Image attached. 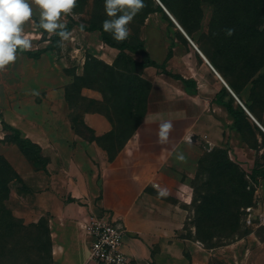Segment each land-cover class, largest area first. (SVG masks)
Segmentation results:
<instances>
[{
    "label": "rangeland",
    "instance_id": "1",
    "mask_svg": "<svg viewBox=\"0 0 264 264\" xmlns=\"http://www.w3.org/2000/svg\"><path fill=\"white\" fill-rule=\"evenodd\" d=\"M166 2L186 23L196 46L207 53L264 121V0ZM104 4L105 0H77L72 14L60 21L69 28L68 40L55 39V34L40 27V13L33 5L32 20L24 25L32 46L18 47L16 60L0 71V128L8 129L5 119H22V101L37 100L64 88L67 112L80 136L94 138V132L84 126L85 112H99L110 119L112 130L98 138L107 152L108 164L142 126L148 113L152 118L147 121L152 124L170 121L176 127L197 115L203 123L205 113H212L222 128L218 141L203 136L196 125L189 127L187 149L177 148L173 158L195 167L187 171L180 168L181 178L160 197L173 208L177 225L186 227L184 235L199 239L220 255L224 246L237 245L232 248L233 259L227 262L213 256L209 264H264V245L260 243L264 239V217L252 224L246 221L247 207L258 214L264 209L263 139L244 121L235 123L225 108L219 105L215 110L200 100L199 94H214L216 76L169 16L158 9L155 0H144L151 13L142 17L140 10L127 26L130 35L121 42L103 29V21L111 19ZM107 41L142 46L164 67L142 66L146 61L142 51L122 50ZM19 50L40 55L34 58ZM171 74L196 80L197 90L186 89ZM6 132L9 138L0 142H8L16 155H23L32 174L27 183L18 174L19 179L8 184L4 207L16 223L0 219V264H56L52 253L53 215H40V201L32 196V191L43 185L41 177L48 159L42 152L39 158L23 153L14 132ZM206 143H210L209 149ZM0 167L4 180L11 178L10 168L17 173L1 152ZM145 190L159 194L162 189L146 185ZM248 236L252 241H243Z\"/></svg>",
    "mask_w": 264,
    "mask_h": 264
},
{
    "label": "crops",
    "instance_id": "2",
    "mask_svg": "<svg viewBox=\"0 0 264 264\" xmlns=\"http://www.w3.org/2000/svg\"><path fill=\"white\" fill-rule=\"evenodd\" d=\"M197 53L216 76L214 94L198 96L208 106L218 110L219 105L214 102L216 94L227 86L233 93L234 90L208 56L202 53L227 86L198 50ZM27 100L22 101V119H5V122L19 129L23 137L38 144L42 155L48 159L45 174L41 177L43 185L35 188L32 196L40 201V215L48 212L53 215L52 253L56 264H95L90 260L83 225L88 215L107 213L104 211L122 219L126 228L124 251L139 264H209L213 256L227 262L233 259L232 248L237 245L224 246L220 255L218 250L206 248L199 239L184 235L186 227L177 225L176 214L170 204L159 194L145 190L146 185H157L154 187L169 192L181 178L180 168L187 171L188 167H195L191 162L188 165L186 160L180 162L173 158L177 148L183 151L187 149L185 136L189 127L196 125L203 136L218 141L222 128L212 113H205L203 123L200 122L201 115H197L193 119H186L181 127H176L177 124L173 126L170 121L152 124L147 121L152 118L148 113L142 126L107 164V152L98 141L85 139L76 132L67 112L64 88L51 91L37 100ZM254 119L250 117L251 127L262 139L255 124L264 132V121L262 125ZM83 122L96 137L105 135L113 128L110 119L99 112H85ZM165 124L170 125L166 139L160 136ZM7 134L0 128V140L5 139ZM0 152L27 183L32 171L23 155L22 158L16 155L12 145L8 142L4 145L2 141ZM141 178L143 182L138 181ZM259 214L264 217V209ZM250 238L248 236L243 241H252ZM262 241L263 246L264 239Z\"/></svg>",
    "mask_w": 264,
    "mask_h": 264
},
{
    "label": "clouds",
    "instance_id": "3",
    "mask_svg": "<svg viewBox=\"0 0 264 264\" xmlns=\"http://www.w3.org/2000/svg\"><path fill=\"white\" fill-rule=\"evenodd\" d=\"M76 3L77 0H0V71L16 60L18 47L31 48L24 25L32 20L33 5L40 13V27L50 34H58L62 40H68L71 33L64 30L65 25L60 21L72 14ZM145 6L144 0H105V12L111 19L103 21L104 31L111 33L114 40L124 41L130 35L127 26ZM169 128L170 125H163L162 138L166 139ZM179 159L183 160V156ZM159 195L167 193L161 190Z\"/></svg>",
    "mask_w": 264,
    "mask_h": 264
},
{
    "label": "trees",
    "instance_id": "4",
    "mask_svg": "<svg viewBox=\"0 0 264 264\" xmlns=\"http://www.w3.org/2000/svg\"><path fill=\"white\" fill-rule=\"evenodd\" d=\"M151 3H152V0H150ZM164 6L166 8H168V10L170 11L171 14H173L177 20L179 21L178 23L180 25H182V28L186 31V33L191 36L190 34V31L189 29L187 28L186 26V23L182 22L179 17L171 10V8L169 7V5L167 4V0H160ZM158 9L165 13L163 11V9L158 5ZM142 14L141 16L142 17H147L148 14L151 13L150 10H148V6L146 5L143 9H142ZM166 14V13H165ZM175 18V19H176ZM95 25L92 26V28H94ZM68 27H65L64 30L65 31H68L67 29ZM55 39H59V35L58 34H55L53 36ZM111 46H114V47H118L119 49H130L132 50L133 52H140L142 51L145 56H146V61L144 63H142L141 65L142 66H155V67H164V63L163 64H159L157 63L156 61L152 60L149 56H148V52L142 47L139 45L138 46H133V45H129L128 43H121L120 45H117L113 42H109L107 41ZM19 52H22V53H26L28 54L29 56L31 57H34V58H38L39 55H40V52H37V53H31L30 51H23V50H19ZM207 55V53H205ZM171 56V52L168 54V57ZM208 56V55H207ZM209 60L211 61V63L217 68V66L215 65V63L213 62V60L208 56ZM218 69V68H217ZM219 70V69H218ZM220 71V70H219ZM221 72V71H220ZM222 74V73H221ZM223 75V74H222ZM171 76L175 79H178V80H181L183 82V84L188 87V88H191V89H194V90H197V82L194 80V79H186L184 78L183 76L179 75V74H171ZM224 76V75H223ZM225 78V77H224ZM226 79V78H225ZM227 80V79H226ZM228 82V81H227ZM229 83V82H228ZM230 87L234 90V93L236 94V96L241 100V102L244 104V106L249 110V112L262 124V119L260 117L257 116V114L253 111V109L250 107V105H248L246 103V101H244L240 95H239V92L237 91V89L231 84L229 83ZM228 98V99H227ZM214 102L218 105H220L221 107L225 108L226 111L228 112V114L232 117V119L234 120L235 123H240V122H245L247 123L248 126L251 127V124L249 122L250 120V116L249 114L246 112V110L239 104V103H236V99L232 96V94L228 91V89L226 87H223L222 90L216 94L215 96V99H214ZM84 123V122H83ZM7 128L8 129H4L6 131L10 130V131H13L14 132V140L16 142H18L19 146H20V149L23 153L25 154H30V153H33L37 158H39L38 154H40L42 152L41 150V147L36 144V143H33L30 139L28 138H25L22 136V133L20 130L16 129L14 130L13 126L7 124ZM263 125V124H262ZM84 126H86L84 124ZM256 128L260 131V134L262 135V139H263V142H264V132L262 130H260V128L255 124ZM264 126V125H263ZM87 127V126H86ZM74 128L77 129V125L74 123ZM88 128V127H87ZM252 128V127H251ZM90 129V128H88ZM91 130V129H90ZM8 137V135H6ZM6 137V138H7ZM9 138V137H8ZM98 138L100 137H96L94 135V138H91L92 140H97L98 141ZM264 146V145H263ZM264 149V147H263ZM5 165H8V163L5 162ZM10 168V167H9ZM2 168L0 167V172H1ZM10 175H11V178L8 179V180H4L2 178H0V219H6L8 220L9 222H11V224H15L16 222L14 221L13 217H11L7 210L5 209L4 207V202L5 200L8 198V195H9V182L10 181H13V180H18L19 179V176H18V173H16L13 169L10 168ZM1 175V174H0ZM15 222V223H14ZM22 227V225H21Z\"/></svg>",
    "mask_w": 264,
    "mask_h": 264
},
{
    "label": "built area",
    "instance_id": "5",
    "mask_svg": "<svg viewBox=\"0 0 264 264\" xmlns=\"http://www.w3.org/2000/svg\"><path fill=\"white\" fill-rule=\"evenodd\" d=\"M237 102L247 111L238 98ZM246 212L248 224L254 223L261 216L250 206L247 207ZM83 228L88 239L90 260L95 264H139L124 251L126 228L119 218L107 213L90 214L84 220Z\"/></svg>",
    "mask_w": 264,
    "mask_h": 264
},
{
    "label": "water",
    "instance_id": "6",
    "mask_svg": "<svg viewBox=\"0 0 264 264\" xmlns=\"http://www.w3.org/2000/svg\"><path fill=\"white\" fill-rule=\"evenodd\" d=\"M159 6L163 9V11L169 16V18L171 19V21L177 26V28L187 37V39L189 40V42L192 44V46L199 51V53L203 56V58L209 63V65L211 66L210 62L207 60V58L200 52V50L198 49V47L196 46V44L192 41V39L189 37V35L186 33V31L182 28V26L178 23V21L175 19V17L170 13V11L164 6V4L160 1V0H155ZM212 67V66H211ZM215 70V69H214ZM216 71V70H215ZM217 73V72H216ZM218 74V73H217ZM218 76L220 77V79L225 83V85L227 86L226 82L222 79V77L218 74ZM227 88L229 89V91L233 94V96L235 97V99L237 100L236 95L231 91V89L227 86ZM249 116L254 119V117L252 116V114L247 110L246 111ZM255 120V119H254ZM256 121V120H255ZM206 147L209 149L211 147L210 143H206Z\"/></svg>",
    "mask_w": 264,
    "mask_h": 264
},
{
    "label": "bare ground",
    "instance_id": "7",
    "mask_svg": "<svg viewBox=\"0 0 264 264\" xmlns=\"http://www.w3.org/2000/svg\"><path fill=\"white\" fill-rule=\"evenodd\" d=\"M183 35H184V34H183ZM184 36H185V35H184ZM198 49L201 50L199 47H198ZM201 52H202V50H201ZM202 53H203V52H202ZM203 54H204V53H203ZM205 56H206V55H205ZM206 57H207V56H206ZM207 58H208V57H207ZM208 59H209V58H208Z\"/></svg>",
    "mask_w": 264,
    "mask_h": 264
}]
</instances>
